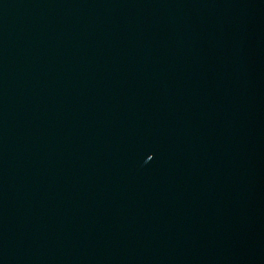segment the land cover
I'll list each match as a JSON object with an SVG mask.
<instances>
[{
  "label": "water",
  "instance_id": "obj_1",
  "mask_svg": "<svg viewBox=\"0 0 264 264\" xmlns=\"http://www.w3.org/2000/svg\"><path fill=\"white\" fill-rule=\"evenodd\" d=\"M264 0H0V264H116Z\"/></svg>",
  "mask_w": 264,
  "mask_h": 264
}]
</instances>
